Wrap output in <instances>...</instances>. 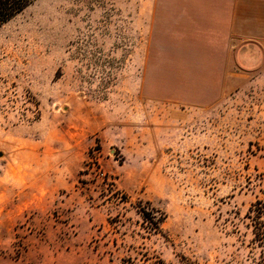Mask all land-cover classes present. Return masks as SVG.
<instances>
[{
  "label": "rangeland",
  "instance_id": "374dc122",
  "mask_svg": "<svg viewBox=\"0 0 264 264\" xmlns=\"http://www.w3.org/2000/svg\"><path fill=\"white\" fill-rule=\"evenodd\" d=\"M258 201L264 6L33 0L0 27V264H257Z\"/></svg>",
  "mask_w": 264,
  "mask_h": 264
},
{
  "label": "trees",
  "instance_id": "16d2710c",
  "mask_svg": "<svg viewBox=\"0 0 264 264\" xmlns=\"http://www.w3.org/2000/svg\"><path fill=\"white\" fill-rule=\"evenodd\" d=\"M33 0H0V27L12 19L17 14L26 9ZM251 213L249 218L254 225V234L256 240H259V247H264V220L261 222L262 216H264V204L260 201L256 202L251 207ZM263 238L262 241L258 238ZM257 264H264V253L260 256V260Z\"/></svg>",
  "mask_w": 264,
  "mask_h": 264
},
{
  "label": "crops",
  "instance_id": "0c3cea01",
  "mask_svg": "<svg viewBox=\"0 0 264 264\" xmlns=\"http://www.w3.org/2000/svg\"><path fill=\"white\" fill-rule=\"evenodd\" d=\"M250 1H252V0H250ZM253 1L258 2V4L260 6H264V0H253Z\"/></svg>",
  "mask_w": 264,
  "mask_h": 264
}]
</instances>
